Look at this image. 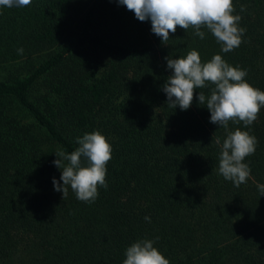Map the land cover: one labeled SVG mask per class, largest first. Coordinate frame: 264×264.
<instances>
[{"label":"trees","instance_id":"1","mask_svg":"<svg viewBox=\"0 0 264 264\" xmlns=\"http://www.w3.org/2000/svg\"><path fill=\"white\" fill-rule=\"evenodd\" d=\"M232 2L245 32L227 53L207 29L201 39L177 26L164 44L117 0L0 6V264H123L145 239L169 264H264V106L252 125L226 130L198 103L214 85L194 89L187 110L162 90L165 57L196 50L264 91V0ZM237 128L258 140L239 187L218 172ZM93 131L111 145L107 187L90 203L70 187L62 198L55 152Z\"/></svg>","mask_w":264,"mask_h":264},{"label":"clouds","instance_id":"2","mask_svg":"<svg viewBox=\"0 0 264 264\" xmlns=\"http://www.w3.org/2000/svg\"><path fill=\"white\" fill-rule=\"evenodd\" d=\"M117 3L126 6L138 20H150L151 31L164 44L177 26L184 30L191 27L201 39L205 36L201 29H207L225 53L242 43L245 29L239 27L241 16L233 14L232 0H117ZM30 4L31 0H0V6L8 8ZM240 10L245 11L243 5ZM17 51L22 54L23 48ZM165 59L167 68L172 71L162 90L172 108L178 105L181 110H187L192 104L194 89H203L210 83L214 85L210 95L199 91L198 103L206 105L211 123L227 130L229 121L243 122L247 127L257 119L264 106V91L246 82L245 69L229 65L219 54L202 63L196 50L182 58L168 56ZM216 142L219 144V139ZM76 143L78 147L70 153L62 149L55 152L57 158L53 164L60 169L61 175L59 181L53 178V187L62 193V198L67 196L70 187L78 200L94 202L98 186L107 187L106 164L111 159V145L99 131L85 133ZM257 144V138L248 131L240 128L228 131L219 156V174L236 187L245 183L250 167L244 159L255 153ZM257 188L260 195H264V184H258ZM144 219L150 221L148 216ZM153 243L147 239L133 242L126 248L123 264H169Z\"/></svg>","mask_w":264,"mask_h":264}]
</instances>
